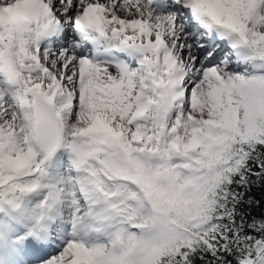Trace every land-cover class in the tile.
Listing matches in <instances>:
<instances>
[{"label":"snow or ice","instance_id":"6c2138e0","mask_svg":"<svg viewBox=\"0 0 264 264\" xmlns=\"http://www.w3.org/2000/svg\"><path fill=\"white\" fill-rule=\"evenodd\" d=\"M0 264H264V0H0Z\"/></svg>","mask_w":264,"mask_h":264}]
</instances>
